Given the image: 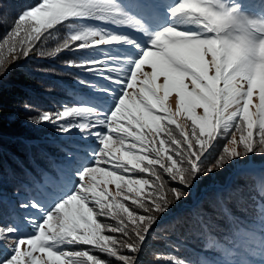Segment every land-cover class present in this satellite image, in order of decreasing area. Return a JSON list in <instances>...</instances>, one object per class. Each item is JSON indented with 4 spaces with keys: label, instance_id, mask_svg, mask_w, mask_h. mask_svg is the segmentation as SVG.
Here are the masks:
<instances>
[{
    "label": "snow or ice",
    "instance_id": "snow-or-ice-1",
    "mask_svg": "<svg viewBox=\"0 0 264 264\" xmlns=\"http://www.w3.org/2000/svg\"><path fill=\"white\" fill-rule=\"evenodd\" d=\"M257 6L259 13L251 10ZM58 26L67 34L47 55L82 52L74 66L107 86L91 85L85 102L35 120L61 134L79 132L81 143L65 153L67 175L50 190L52 203L21 205L39 213L22 218L32 231L0 224L6 253L0 264H42L37 253L47 254L44 264H109L104 257L139 264L148 237L186 189L201 176L264 155V0H41L0 39V77ZM101 46L131 52L91 55ZM173 90L175 110L166 103ZM181 113L190 124L179 122ZM259 212L264 223V205ZM170 264L186 261L170 258Z\"/></svg>",
    "mask_w": 264,
    "mask_h": 264
},
{
    "label": "trees",
    "instance_id": "trees-1",
    "mask_svg": "<svg viewBox=\"0 0 264 264\" xmlns=\"http://www.w3.org/2000/svg\"><path fill=\"white\" fill-rule=\"evenodd\" d=\"M39 2L0 0V38L23 10ZM36 49V58L11 66L0 77V224L15 222L22 233L32 231L22 218L39 213L21 205L33 200L45 206L52 203L50 190L67 175L65 153L81 143L79 132L66 138L53 125L35 120L45 109L58 111L92 97L81 72L50 61L53 55L47 53L53 50ZM262 176L241 173L226 190L212 188L201 193L198 201L175 204L148 237L138 254L139 264H170L177 255L190 257L195 264H264V223L259 212L264 205ZM0 254L6 253L0 250Z\"/></svg>",
    "mask_w": 264,
    "mask_h": 264
},
{
    "label": "rangeland",
    "instance_id": "rangeland-1",
    "mask_svg": "<svg viewBox=\"0 0 264 264\" xmlns=\"http://www.w3.org/2000/svg\"><path fill=\"white\" fill-rule=\"evenodd\" d=\"M254 2L258 5L259 0H254ZM251 10L255 11L257 13H259L261 11V9L258 6L251 9ZM101 26L112 28V30H114V31H126L129 34L134 35L139 39V36L134 31H131L128 29L113 28L111 25H101ZM58 29H59L58 31L53 30L51 36H48L46 34V38H42L43 42L38 43L37 47H39L42 50L49 49V50L54 51L57 44H59L67 34L66 28L58 26ZM6 48H7V46L5 47V50H6ZM36 48H35L34 52L28 58H21L20 60H18L16 63L12 64L11 66H14L16 64H20V63H23L26 61L28 62L29 60L36 58L37 57V51H38ZM129 52H131V49H126V48H121V47H113V46H101V48L98 52L92 53L91 55H94V56H101V55L124 56V55L128 54ZM51 59L52 60H50V61L56 60L58 62V64L64 70L77 69L79 72H81L83 74V76L86 78V81H88L90 84L86 88L91 89L92 93L90 95H92V96H93L94 90L92 87H90L91 85H95L96 88L107 86V81L101 79V77L99 75L85 71L81 67L74 66V65H79L83 61L84 54L82 52L64 51V52H61L59 54L53 55V57ZM60 59H65L68 61H66L65 63H62V62H59ZM70 59H73V60H70ZM206 59H209V60L211 59L210 53L207 55ZM209 69H210L209 74L210 75L213 74L214 73V66L209 65ZM144 70L150 71L151 70L150 65L146 64L144 66ZM138 79H139V74H138ZM163 80H164V77L160 76L158 79V82L162 83ZM160 94L164 95V91L161 90ZM177 95L178 94L174 90L169 92V97H168V100L166 101V103H168L170 105L172 110H175L177 108ZM258 102H259V88L254 90L253 105L250 106L251 110H253V111L255 110V104H257ZM47 110L51 111L54 109H45L42 112H45ZM196 111H197V113H201L202 108H197ZM178 119H179V122H182V123H188V124L191 123L190 120H187V113H181L179 115ZM173 127H175V126H173ZM64 137L67 138V137H69V135L65 134ZM224 143H225V141L221 140L219 142V144L217 145L216 149L211 152V155L209 156V161H208L209 163L220 152L221 146ZM220 173H224V174L221 175ZM241 173H249V174H252L253 176H256L258 178L260 176L263 179L262 174L264 173V155H253L250 157V159L247 160L246 163L226 166L225 169L220 170L219 172H217L215 174L201 176L200 179L197 180L190 189H186L187 196L182 201H187L190 199L192 201H198L201 193L205 194L208 191H210L212 188H214L218 191L226 190L228 187H230L232 182L234 180H236L238 175ZM165 179H167L166 175H165ZM224 179H225V183L224 184L220 183L221 181H224ZM261 184L264 185V181ZM103 186L104 185L102 184L101 187H103ZM173 186H175V185H173ZM108 188L113 193H115L116 188H115L114 183L109 184ZM201 188H202V191H201ZM13 201L16 202V205L20 206L21 202H19V199L17 197H13ZM127 203L129 204L130 207H133V205L131 204V201H128ZM99 219H105V218H99ZM152 233H153V231H152ZM68 247L71 248V246H68ZM177 254H179V253H177ZM37 255L41 256L42 264H44V262L47 260V254L46 253H44V254L37 253ZM176 258H180V259L185 260L186 264H195V262L190 257H185L183 255H177Z\"/></svg>",
    "mask_w": 264,
    "mask_h": 264
},
{
    "label": "bare ground",
    "instance_id": "bare-ground-1",
    "mask_svg": "<svg viewBox=\"0 0 264 264\" xmlns=\"http://www.w3.org/2000/svg\"><path fill=\"white\" fill-rule=\"evenodd\" d=\"M259 3V2H258Z\"/></svg>",
    "mask_w": 264,
    "mask_h": 264
}]
</instances>
